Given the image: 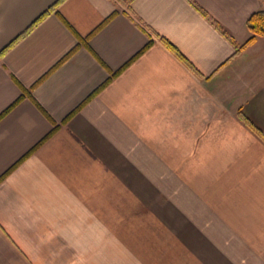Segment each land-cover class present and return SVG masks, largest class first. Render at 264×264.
<instances>
[{"label": "crops", "instance_id": "0c3cea01", "mask_svg": "<svg viewBox=\"0 0 264 264\" xmlns=\"http://www.w3.org/2000/svg\"><path fill=\"white\" fill-rule=\"evenodd\" d=\"M58 1L0 0V115L14 77L58 125L0 118V264H264V0H61L11 44Z\"/></svg>", "mask_w": 264, "mask_h": 264}, {"label": "trees", "instance_id": "16d2710c", "mask_svg": "<svg viewBox=\"0 0 264 264\" xmlns=\"http://www.w3.org/2000/svg\"><path fill=\"white\" fill-rule=\"evenodd\" d=\"M61 0H59L57 3H55L53 6H51L47 11H45L43 14H41L39 16V18H37L28 28L25 32H23L21 35H19L17 37V39H15L11 44L15 43L18 39L22 38L24 35H26L34 26H36L38 23H40L50 12L55 11L58 3ZM191 4L199 11L201 12V14H203V16L205 18H207V20H209V22L224 36L226 37L228 40H230L229 35H227L226 32H224L219 25H217L214 21H212L207 15H205L198 7H196L192 2ZM116 13L112 14L107 21H109ZM106 21V22H107ZM246 28L250 33V37L244 42V44H242L241 46L237 47L234 43V48H235V54H237L238 52H241L243 49H246L247 47L251 46L254 44V42L258 39V38H264V9L263 10H259L256 11L254 13H252L249 18L246 21ZM152 44L151 41H149L147 43V45L145 46L144 50L147 49L150 45ZM169 49H171L177 56L180 57V55L177 53V51L169 44V43H165ZM80 46H84L86 48L88 47L87 44V40L84 39H79V42L76 46V48H74L69 54H67L63 59H61L51 70L50 72L55 69L56 67H58L60 64H62L64 61H66L71 54L76 51V49H78ZM181 58V57H180ZM49 72V73H50ZM117 73H110V76L108 78V80L102 85L100 86L97 90H95L84 102L86 103L89 99H91L94 95H96L107 83H109L111 81V79L113 77L116 76ZM47 75V74H46ZM45 75V76H46ZM13 80L15 81V83L18 85L20 91H21V95L19 96V98L5 111L3 112V114L0 115V118L2 116H4L8 111H10L14 106H16L21 100L23 99H29L31 100L35 106H37V108H39V110L43 113V115L52 123L53 125V129L52 132H54L55 130H57L58 125L55 124L48 116V114L39 106V104L34 100L33 96H32V89L33 87H31L30 89H27L25 87H23L14 77H12ZM82 106V104L78 107L80 108ZM77 108V110H78ZM76 112V110H75ZM73 112V113H75ZM72 115V113L67 117V119ZM237 116L239 118V120L251 131L253 132L263 143H264V134L257 128L255 127L251 122H249L243 115L241 112L237 113ZM67 119L65 121H67ZM64 121V123H65Z\"/></svg>", "mask_w": 264, "mask_h": 264}, {"label": "rangeland", "instance_id": "374dc122", "mask_svg": "<svg viewBox=\"0 0 264 264\" xmlns=\"http://www.w3.org/2000/svg\"><path fill=\"white\" fill-rule=\"evenodd\" d=\"M261 40H262V44H263V43H264V41H263V40H264V38H262Z\"/></svg>", "mask_w": 264, "mask_h": 264}]
</instances>
